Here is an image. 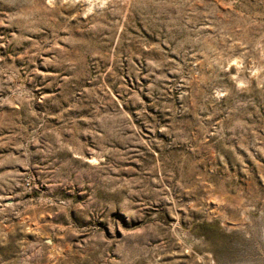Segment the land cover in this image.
<instances>
[{
  "label": "rangeland",
  "instance_id": "obj_1",
  "mask_svg": "<svg viewBox=\"0 0 264 264\" xmlns=\"http://www.w3.org/2000/svg\"><path fill=\"white\" fill-rule=\"evenodd\" d=\"M0 264H264V0H0Z\"/></svg>",
  "mask_w": 264,
  "mask_h": 264
},
{
  "label": "water",
  "instance_id": "obj_2",
  "mask_svg": "<svg viewBox=\"0 0 264 264\" xmlns=\"http://www.w3.org/2000/svg\"><path fill=\"white\" fill-rule=\"evenodd\" d=\"M49 242H51V241H49Z\"/></svg>",
  "mask_w": 264,
  "mask_h": 264
}]
</instances>
